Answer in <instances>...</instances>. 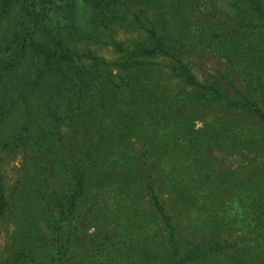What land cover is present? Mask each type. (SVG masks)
Returning a JSON list of instances; mask_svg holds the SVG:
<instances>
[{"label": "trees", "instance_id": "1", "mask_svg": "<svg viewBox=\"0 0 264 264\" xmlns=\"http://www.w3.org/2000/svg\"><path fill=\"white\" fill-rule=\"evenodd\" d=\"M192 1L171 0L170 8L177 9V14L168 16L166 24L162 21L152 22L144 41L137 42L133 49L125 51V65L121 66L125 67V75L112 76L103 67L105 62L102 58L77 49L76 39L77 32L82 34L92 23L95 24L97 17L111 5L115 6L117 0H81L82 7L90 15L88 14L85 22L83 19L78 23V0H0V144L6 151L27 147L37 157L44 155L46 151H53L50 160L55 161L54 165L60 170L62 161L63 170L70 172L64 182L65 187H62L66 190L64 194L68 197V204L65 207L60 198H54L60 207L58 215L66 217L80 200L89 199L92 195V186L87 181L82 159L83 154L87 153L84 149L92 141L82 135V156L73 160L69 169L65 159L57 161L59 154L55 142H60L64 130H70V134L67 133L66 136L72 138L75 136V128L80 129L79 126L84 125L89 127L98 122L101 129L100 142H103V148L111 154V144L118 139L127 140V137L135 135L141 142L147 140L152 150L163 152L165 155L160 160L166 166L168 161L165 156H176L181 146L183 148L180 153L190 163L193 158L202 157L199 146L203 144H217L222 150L228 151L239 146L246 149L264 143V127L258 126L257 121V118L264 121V111L255 101L243 94L230 78L225 81L224 77V83L227 84L216 79L200 81L183 63L182 52L186 39L184 33L188 27L186 30L182 26L176 27L175 17L186 9V2ZM241 1L251 8L242 9L238 5L237 13L242 15L237 19L238 24H244L245 21L256 23L253 15L264 20L263 0ZM204 35H208V32L201 29L199 36ZM210 43L214 41L211 40ZM226 44L227 41L214 45L217 50H222L233 59L229 64L233 72L237 74L243 71L248 76L249 73L255 75L262 71L264 77V71L259 66L264 64V55L256 47H250L246 31L224 51ZM156 56L170 60L172 75L186 82L189 91H179L178 95L169 100L167 93L150 89L144 84L143 76L141 77L143 73H136V68L141 69L146 64L145 57ZM114 77L119 78L118 82ZM224 85L231 91L224 89ZM262 94L264 97V90ZM124 97L125 105H132V108L127 105L128 110L118 111L115 101H122ZM191 103H194L197 110L213 105H219L225 111L239 108L244 118L225 120L204 131V127L195 128L192 118L188 117L187 106ZM159 105L161 113L151 116L149 109ZM178 141L183 144L180 146ZM192 166L193 169L200 167L199 164ZM161 175L176 182L175 195L182 201L192 198L193 201L198 200V194L194 191L196 187L202 188L204 185L206 188L218 181L215 172H201V169L199 172L179 174L161 172ZM255 176L263 186H259L255 179H244L227 203L215 202L210 212L208 204L199 202L201 210L209 213L204 222L211 225H217L223 220V224H226L229 219L225 217L231 218L233 215V221H240V224L252 221L251 227L244 230L246 242L240 240V244H230L225 239L209 244L195 242L185 245L177 237L172 215L160 200L153 181L147 182V196L164 230V246L168 249L173 264H264V225L254 222L259 215L260 221L264 219V172ZM127 177L129 182L131 177L136 178L133 175ZM136 195V189L132 192L127 188L125 199L119 200L125 201L127 212L130 208L133 210L130 226H136L143 234L145 231L148 234L147 225L139 223L140 216L133 208L137 203ZM201 200L204 201L202 196ZM207 200L209 203L210 200ZM8 206V202L0 197V217L5 214ZM54 218L53 214H48L47 223L54 225ZM128 228L125 229L126 233ZM137 237L141 240L144 237L142 246H138L141 254H128L126 249L136 247L125 237V261L130 259L137 264H159L161 252L154 255L148 253L150 248L147 240L150 242L151 239L149 234L142 235L138 232ZM153 243L156 244L157 239ZM33 247H28L26 252L23 247L13 252L10 264H29L34 256L31 250ZM113 254L115 256L108 257L106 264H117V254Z\"/></svg>", "mask_w": 264, "mask_h": 264}, {"label": "rangeland", "instance_id": "2", "mask_svg": "<svg viewBox=\"0 0 264 264\" xmlns=\"http://www.w3.org/2000/svg\"><path fill=\"white\" fill-rule=\"evenodd\" d=\"M170 2L171 0H117L115 6L111 5L97 17L95 24L92 23L82 34L77 32L76 47L82 52H91L102 58L105 62L103 67L111 72L112 76H124L126 70L121 66L125 65V51L133 49L137 42L144 41L152 22L162 21L166 24L168 16L177 14V9L170 8ZM78 4L77 16L80 17L77 18V23L83 19L85 22L90 12L82 7L81 0H78ZM238 5L242 9L251 8L249 5H243L241 0L186 2V9L175 17L176 27L182 26L185 30L188 27L184 33L186 39L182 60L200 81L216 79L224 83V77L225 81L230 78L243 94L255 101L264 111L263 72L255 75L249 73L248 76L243 71L236 74L229 66L233 59L226 56L222 50H217L214 45L227 41L225 51L233 41L242 36L243 31H246L250 47H256L257 51L264 55L263 18L258 19L257 15H253L256 23L245 21L244 24H238L237 19L242 17L241 13H237ZM201 29L207 31L208 35L199 36ZM211 40L214 43H210ZM145 58L146 64L141 69L136 68V73H143L141 77L143 76L146 86L167 93L169 100L178 95L179 91H189L186 82L172 75L169 59L162 56ZM259 66L264 71V64ZM114 79L118 82L119 78ZM224 89L230 90L225 85ZM115 102L118 111L125 112L128 105H125V97L124 100ZM128 106L132 108V105ZM149 110L151 116L161 113L160 105ZM187 110L195 128L204 127V131L206 128L222 124L225 120L244 118L240 109L235 107L231 111H225L221 106L213 105L197 110L194 103H191ZM143 114L144 112L141 113ZM257 121L258 126L264 127L263 120L257 118ZM99 126L98 122L90 125L91 129L87 125L79 126L80 129L75 128V136L72 138L66 136L67 133L70 134V130H64L60 142H55L59 154L57 161L65 159L70 169L73 160L82 156V137H89L92 141L91 145L84 149L87 153H84L82 158L87 181L92 186V195L89 199L80 200L66 217L58 215L60 207L54 198H60L63 206H67L68 197L63 188L70 172L63 170L62 161L61 170L54 165L55 161L50 160L53 151H46L44 155L37 157L27 147L6 151L0 144V197L9 204L5 214L0 217V264H10L13 252H17L20 247L26 252L31 245L34 246L31 249L34 256L29 264H106L108 257L115 256L113 253L117 254V264H137L130 259L125 261V237L136 247L126 249L128 254L140 255L138 246H142L144 237L142 240L138 238V232L142 235L149 234L152 239L150 242L147 240L150 248L148 253L154 255L161 252L159 264H173L171 255H168V249L164 246V230L145 189L150 180L153 181L167 212L172 215L177 237L185 245L195 242L209 244L225 239L230 244H240V240L246 242L247 235L244 230H247L248 226L251 227V220L240 224L239 218V222H234V215L231 218L228 215L229 217H225L229 219L226 224H223L224 220L217 225L204 221H207L208 211L214 208L213 204L227 203L229 198L236 194L244 179H255L259 186L262 185L255 175L264 172V143L246 149L239 146L228 151L222 150L217 144H203L199 146L202 157L193 158L189 163L190 160L186 157L184 159L185 155L180 153L183 143L178 141L181 147L178 148L176 156H165L168 161L166 166L160 160L165 154L152 150L147 140L141 142L135 135L127 137V140L118 139L111 144V154L103 148V142H100ZM194 164H199V169H193ZM200 169L201 172H215L218 181L206 188L204 185L202 188L196 187L194 191L198 194V200L194 201V198L185 201L178 199L174 190L176 182L168 179V174L161 175V172L179 174L199 172ZM129 175L136 178L131 177L129 182ZM127 188L132 192L136 189L137 203L133 208L140 216L139 223L147 225L148 234L146 231L143 234L136 226H130L133 210L128 207L130 209L127 212L125 201H120L125 199ZM199 202L208 204L207 212L201 210ZM48 214L55 217L54 225L47 223ZM259 221L260 215L254 222L264 225V219ZM221 223L222 226H219ZM155 239L156 244L153 243Z\"/></svg>", "mask_w": 264, "mask_h": 264}]
</instances>
